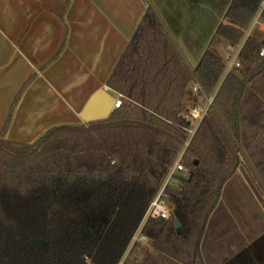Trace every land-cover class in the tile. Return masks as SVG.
<instances>
[{
	"label": "trees",
	"instance_id": "trees-1",
	"mask_svg": "<svg viewBox=\"0 0 264 264\" xmlns=\"http://www.w3.org/2000/svg\"><path fill=\"white\" fill-rule=\"evenodd\" d=\"M260 2L230 0L207 44L235 48ZM205 44L192 68L148 8L106 82L121 96L107 119L54 127L31 144L0 137V264H119L188 138V112L210 97L182 155L186 176L164 191L171 217L147 221L145 244L123 264H264L254 251L240 262L203 254L208 237H225V219L242 230L262 223L253 240H264L247 187L264 200V38H248L226 75Z\"/></svg>",
	"mask_w": 264,
	"mask_h": 264
},
{
	"label": "crops",
	"instance_id": "crops-1",
	"mask_svg": "<svg viewBox=\"0 0 264 264\" xmlns=\"http://www.w3.org/2000/svg\"><path fill=\"white\" fill-rule=\"evenodd\" d=\"M209 1L176 0L174 6L168 0H0V137L31 144L51 128L84 125L79 115L97 90L118 99L106 82L148 8L195 68ZM221 49L226 61L232 51ZM222 228L225 237L204 243L205 256L240 262L254 258V251L264 260V240H241L251 228L234 227L229 219Z\"/></svg>",
	"mask_w": 264,
	"mask_h": 264
},
{
	"label": "built area",
	"instance_id": "built-area-1",
	"mask_svg": "<svg viewBox=\"0 0 264 264\" xmlns=\"http://www.w3.org/2000/svg\"><path fill=\"white\" fill-rule=\"evenodd\" d=\"M264 10V0H261L258 10L253 16L251 22L249 23L248 27L243 31V36L238 43V45L231 49V54L229 58L225 61V72L224 75L229 73L233 68H238L239 64L237 62L238 55L245 43V41L253 36V33H258L264 35V20L262 19V12ZM259 57L264 58V49H260L259 51ZM196 89H194L195 91ZM120 99L121 96L119 95L118 99H115L114 105H113V111L118 109L120 107ZM212 103V98H208L206 102L191 111L188 112L186 118L189 120L191 127L190 130L188 131V138L186 142L183 145V148L175 158L174 162L172 163L171 167L169 168L160 188L158 189L157 193L151 200L149 206L147 207L143 218L135 232V234L132 237V245L134 243H141L145 241V238L140 235V232L145 225L147 221L151 220H157V219H163V220H168L171 215H172V205L165 199L164 191L165 188L170 182L172 181L173 177L179 173H183L185 170L183 168V165L181 163L182 160V155L187 147L191 137L193 136L199 122L203 119L205 116L209 106Z\"/></svg>",
	"mask_w": 264,
	"mask_h": 264
},
{
	"label": "rangeland",
	"instance_id": "rangeland-1",
	"mask_svg": "<svg viewBox=\"0 0 264 264\" xmlns=\"http://www.w3.org/2000/svg\"><path fill=\"white\" fill-rule=\"evenodd\" d=\"M229 1L230 0H210L209 1L210 8H211L210 12L209 13L207 12L208 14L206 13V16L203 18V22L201 23L200 29H199V31H200L199 32L200 33V35H199L200 36V43L203 44V41H205V43L207 44L209 42L210 35L212 33V27H213L214 24L218 25V23L220 24L222 22V20H223V18H222L223 17V12H224V9H226ZM168 2L172 3L174 5V3H176V0H168ZM257 39L260 40L262 38L258 37ZM205 47L206 48L208 47L210 50L216 51L221 56V58L223 60L226 59L225 56H224L225 54H224V52L221 49V48H224V46H222V45L219 46V45H214V44L213 45L207 44ZM178 175L181 176V177H185L186 173L183 172V173H179ZM240 175L245 177L244 180L247 183L246 175L243 174V173H241ZM171 184H173V182ZM247 187H248V189L250 191V194L252 195V198L255 200V203H257V205H258V207L260 209L261 216H262V219H263V222H264V200H263V198L260 197V195L257 193V191L253 188V186L250 183H247ZM251 214H253V213H251ZM251 214L249 213L248 215L251 216ZM253 222H254V224L252 225L250 231H248V232L243 231L242 232L241 240H253L255 235H256V233H257V229L261 230L262 223H258L257 221H253ZM236 240H239V238H236ZM139 244L143 245V244H145V241H143V242H141ZM131 246H132V242L130 243L129 247L125 251L121 261L119 262V264H123L126 256L128 255V251L131 248Z\"/></svg>",
	"mask_w": 264,
	"mask_h": 264
},
{
	"label": "water",
	"instance_id": "water-1",
	"mask_svg": "<svg viewBox=\"0 0 264 264\" xmlns=\"http://www.w3.org/2000/svg\"><path fill=\"white\" fill-rule=\"evenodd\" d=\"M156 15L158 16L157 13ZM171 39L175 43L172 37ZM114 102H115V99L111 95H109L105 90H102V89L97 90L93 94V96L89 99L83 111L80 113L79 119L84 124L105 120L113 112L112 108H113ZM178 227H179V224L175 222V228H178ZM43 245L44 247H46L45 244Z\"/></svg>",
	"mask_w": 264,
	"mask_h": 264
}]
</instances>
